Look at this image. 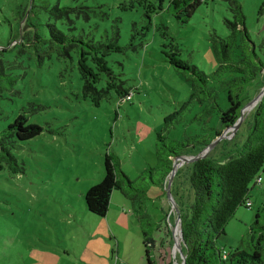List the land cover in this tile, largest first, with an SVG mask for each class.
<instances>
[{
    "label": "rangeland",
    "instance_id": "obj_1",
    "mask_svg": "<svg viewBox=\"0 0 264 264\" xmlns=\"http://www.w3.org/2000/svg\"><path fill=\"white\" fill-rule=\"evenodd\" d=\"M237 1L248 33L264 47V0ZM168 2L0 0V133L20 114L43 129L19 142L11 151L14 162L4 163L0 171V264H147L142 232L155 242L150 252L154 264L182 263L181 246L174 247L176 203L192 201L187 180L191 162L176 171L173 208L161 179L165 153L160 152L173 142L208 141L219 127L215 113L206 123L196 120L204 103L190 100L194 77L168 59L213 73L215 36L230 33L226 21L234 20V12L226 1L208 0L182 25L165 12ZM57 8L68 13L56 18L51 11ZM49 26L69 39L119 47L105 60L116 83L133 93L131 100L123 103L124 96L115 91L100 100L87 96L76 52L63 56ZM35 29L45 40L37 47L28 42ZM263 84L264 71L244 89L245 101L256 97ZM210 87L215 90V83ZM217 91L219 100H225L224 91ZM188 102V110L167 125ZM253 109L245 112L237 137L214 145L212 141L206 156L225 159L239 151ZM198 149L196 144L182 155L192 157ZM106 155L133 182L132 188H123L138 203L115 190L110 211L99 218L86 210L82 192L103 179ZM259 176L260 185L255 183L248 194L252 207L237 209L215 242L218 249L248 252L259 234L264 236V172ZM119 214L125 216L124 225L118 224ZM260 244L264 251V241Z\"/></svg>",
    "mask_w": 264,
    "mask_h": 264
},
{
    "label": "trees",
    "instance_id": "obj_2",
    "mask_svg": "<svg viewBox=\"0 0 264 264\" xmlns=\"http://www.w3.org/2000/svg\"><path fill=\"white\" fill-rule=\"evenodd\" d=\"M207 1L169 0L165 12L169 13L179 24L184 25L192 19L197 10ZM223 1L228 2L230 9L234 12V20L226 21L230 31L228 35L225 37L215 36L212 49L216 68L213 73L207 75L195 66H188L182 61L176 60L171 57L172 55L168 59L174 68L185 70L194 77L195 90L190 100H198L200 105L204 103L202 116L197 117L196 120L202 119L206 123L205 120L215 113L218 115V126L216 127L219 128H215L214 133L208 137V141H202L203 144L202 142H173V146L168 148V151L160 152V154L165 153L161 158V179L164 188L167 186V178L171 172L173 162L179 157L189 156L182 155L184 150L193 149L198 144L200 149L194 156L199 155L224 130L232 127L237 122L242 108L247 102L251 101L246 102L243 98L244 89L258 79L264 71V47L260 44L257 45L248 33L241 5L237 0ZM160 10H163V6ZM67 11L68 9L57 8L51 11V14L56 18H60L61 14H67ZM262 11H264V3L260 14ZM34 31L33 38L31 37L28 42L36 47L44 44L45 40L36 32V29ZM49 32L51 40L61 46L63 56L70 57L72 51L76 52L79 71L84 83L83 89L87 96L100 100L102 96L115 91L118 97L119 95L120 97L124 96L123 103L131 100L133 93L124 90L121 84L116 83V76L108 68L105 60L112 48L119 51V47L93 45L91 42L86 44L81 38L69 39L52 26H49ZM212 83H215V90L210 87ZM99 84L101 86L97 88ZM263 86L264 84L260 89ZM218 87L225 93V100L223 101L219 100ZM223 104L226 108H223ZM189 105V102L184 104L176 115L165 121L166 124L173 125L176 122V116L178 117L182 112L187 111ZM245 122L248 125V128H246L247 133L241 149L235 154H231L225 159L206 156L191 162L187 180L192 201L184 203L181 199L179 201L180 206L176 203L180 215L181 250L185 256V264H264V251L261 249L262 244H260V241H264V236L261 233L257 238V244L250 251L235 250L229 253L226 252V259L222 258L224 250L218 249L215 244L216 240L224 235L225 226L233 218L237 209L239 207H252L251 203L249 207L246 205L249 200L248 194L255 185L257 178L260 177L259 175L264 172V95L254 107L250 120ZM42 132L43 129L39 125L29 123L25 114L18 115L0 133V171L3 169L2 165L4 163L14 162L11 151L18 146L19 142L33 139ZM237 134L236 132L232 138L222 139L220 142L228 140L232 142ZM177 148L181 151L176 152ZM103 167L104 177L101 182L92 186L83 194L86 210L99 218L106 216L110 197L115 190L130 198L133 203H138L134 196H129L124 191L123 187L132 188L133 182L123 174L117 160L110 155H106ZM179 173L175 174L172 181L171 193L175 192ZM256 185L259 184L256 183ZM142 193L145 194V190ZM176 195L179 197V194ZM182 198L185 199V197ZM169 226L170 222L168 227L166 226L167 233L170 236ZM142 236L144 257L147 264H154L150 252L155 250V242L144 232H142Z\"/></svg>",
    "mask_w": 264,
    "mask_h": 264
},
{
    "label": "water",
    "instance_id": "obj_3",
    "mask_svg": "<svg viewBox=\"0 0 264 264\" xmlns=\"http://www.w3.org/2000/svg\"><path fill=\"white\" fill-rule=\"evenodd\" d=\"M264 95V86L262 87V89L260 90L259 94L254 97L248 104H246L241 112H240V117L238 118L237 122L230 128L226 129L223 131V133L212 143L213 145L216 144L218 141H221L222 139H227L229 138V136L227 135L228 133L230 134V136L234 135L237 130L239 129L241 123L243 122V119H244V111L248 108V107H255L257 105V103H259V101L261 100V98L263 97ZM212 147H208L207 149H205L203 152H201L199 155H196V156H192V157H179L177 158L174 162H173V165H172V168H171V172L167 178V186L165 188V193H166V197L168 198V200L171 202L173 208L175 207V203L172 199V196H171V185H172V181H173V178H174V175L177 171V169L185 162H194L196 160H199V159H202L204 157H206V154L208 153V151L211 149ZM180 159L179 163L178 160ZM182 162V163H181ZM176 214H177V218H176V227H175V230L177 229L178 227V238H175V248L176 249H179V247L181 246L182 244V235H181V225H180V215H179V211L176 209ZM172 233V232H171ZM177 233V232H176ZM182 251V250H181ZM182 253V252H181ZM181 264H185V256L183 255L182 253V263Z\"/></svg>",
    "mask_w": 264,
    "mask_h": 264
},
{
    "label": "crops",
    "instance_id": "obj_4",
    "mask_svg": "<svg viewBox=\"0 0 264 264\" xmlns=\"http://www.w3.org/2000/svg\"><path fill=\"white\" fill-rule=\"evenodd\" d=\"M89 187H90V186H89ZM86 191H87V190H83L82 193H85ZM109 211H110V210H109ZM109 211H108V212H109ZM119 216H120V217H119V220H118V224L121 223V224L124 225V224H125V220H124L125 216H124V215H121V214H119ZM107 218H108V215H107L106 219H107ZM121 224H120V225H121ZM117 256H118V255H117ZM130 264H133V263H130Z\"/></svg>",
    "mask_w": 264,
    "mask_h": 264
},
{
    "label": "built area",
    "instance_id": "obj_5",
    "mask_svg": "<svg viewBox=\"0 0 264 264\" xmlns=\"http://www.w3.org/2000/svg\"><path fill=\"white\" fill-rule=\"evenodd\" d=\"M260 182H261V179H260V177H258L257 180H256V183L260 185ZM246 205L249 207L250 206V203L249 202H246ZM226 257H227V253L223 251L222 258L223 259H226Z\"/></svg>",
    "mask_w": 264,
    "mask_h": 264
},
{
    "label": "bare ground",
    "instance_id": "obj_6",
    "mask_svg": "<svg viewBox=\"0 0 264 264\" xmlns=\"http://www.w3.org/2000/svg\"><path fill=\"white\" fill-rule=\"evenodd\" d=\"M250 107H248L245 111H244V114H245V112L249 109ZM182 163V162H181Z\"/></svg>",
    "mask_w": 264,
    "mask_h": 264
}]
</instances>
